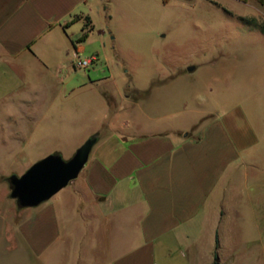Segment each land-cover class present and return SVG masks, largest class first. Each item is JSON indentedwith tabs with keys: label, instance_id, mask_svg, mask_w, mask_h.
Listing matches in <instances>:
<instances>
[{
	"label": "crops",
	"instance_id": "obj_1",
	"mask_svg": "<svg viewBox=\"0 0 264 264\" xmlns=\"http://www.w3.org/2000/svg\"><path fill=\"white\" fill-rule=\"evenodd\" d=\"M109 1L0 0V101L21 103L18 134L27 124L31 141L50 118H58L62 133L82 131L72 127L82 125L97 145L108 146L55 199L27 213L20 233L39 252L59 241L66 248L76 237L79 246L87 241L94 247L98 262L109 264H158L173 257L183 264H215V256L222 264L230 209L246 190L256 203L264 198V176L246 171V154L264 133L236 104L194 136L189 119L174 111L177 96L152 101L145 93L139 101L124 100L140 111L124 120L125 133L117 135L112 97L100 93L115 69L100 60L82 80L71 77L85 23L91 28L88 41L94 14ZM220 1L250 6L264 23V0ZM102 128L110 132L104 141L98 136ZM114 138L116 145L110 143ZM250 161L258 166V159ZM260 224L258 244L264 247Z\"/></svg>",
	"mask_w": 264,
	"mask_h": 264
},
{
	"label": "rangeland",
	"instance_id": "obj_2",
	"mask_svg": "<svg viewBox=\"0 0 264 264\" xmlns=\"http://www.w3.org/2000/svg\"><path fill=\"white\" fill-rule=\"evenodd\" d=\"M94 18L95 32L88 41L77 42V50L82 58L98 55L101 62L115 69L100 93L106 91L112 97L117 135L125 133L120 129L124 120L140 111L131 108V101L141 100L145 93L152 95V101L158 95L177 96L180 104L174 111L179 110L181 119H189L194 136L200 135L210 119L229 112L236 104L264 133V23L250 6L220 0H110ZM88 72L76 70L71 77L80 81ZM258 80H263L262 85ZM127 97L130 103L124 101ZM20 105L17 100L0 101V264H109L98 262L94 247L87 241L79 246L76 237L66 248L59 241L39 252L20 233L26 214L35 207L18 209L9 196L5 177L20 176L51 154L67 161L91 137L82 132V125L72 126L82 131L62 133L65 128L59 119L50 118L47 128L30 141L27 124L18 134V118L23 115ZM98 136L104 141L110 132L102 128ZM117 141L114 138L110 143L116 145ZM99 147L94 145L88 160L108 150L107 145ZM252 157L258 159L257 167L250 164ZM246 160L249 175L264 176V138L255 151L246 154ZM259 199L256 203V197L246 190L239 204L230 209L222 264H264V247L258 244L255 226L256 221L261 227L264 224V198ZM157 262L183 264L176 257Z\"/></svg>",
	"mask_w": 264,
	"mask_h": 264
},
{
	"label": "water",
	"instance_id": "obj_3",
	"mask_svg": "<svg viewBox=\"0 0 264 264\" xmlns=\"http://www.w3.org/2000/svg\"><path fill=\"white\" fill-rule=\"evenodd\" d=\"M96 141L95 136L90 137L67 161L59 154H51L35 162L22 175L5 177L10 189L9 196L15 201L17 208L37 207L76 179L88 161Z\"/></svg>",
	"mask_w": 264,
	"mask_h": 264
},
{
	"label": "built area",
	"instance_id": "obj_4",
	"mask_svg": "<svg viewBox=\"0 0 264 264\" xmlns=\"http://www.w3.org/2000/svg\"><path fill=\"white\" fill-rule=\"evenodd\" d=\"M100 62L98 55H91L89 57H81L79 51L76 50L73 60V69L78 71H90L96 67Z\"/></svg>",
	"mask_w": 264,
	"mask_h": 264
},
{
	"label": "trees",
	"instance_id": "obj_5",
	"mask_svg": "<svg viewBox=\"0 0 264 264\" xmlns=\"http://www.w3.org/2000/svg\"><path fill=\"white\" fill-rule=\"evenodd\" d=\"M257 1L262 2L263 0H257ZM261 29H262V31H264V24L262 25ZM90 30H91V28L89 27V25L87 23H85L84 29L82 30V34H81L80 38L78 39V42H83L86 39ZM216 258L217 257L215 256V264H217Z\"/></svg>",
	"mask_w": 264,
	"mask_h": 264
}]
</instances>
